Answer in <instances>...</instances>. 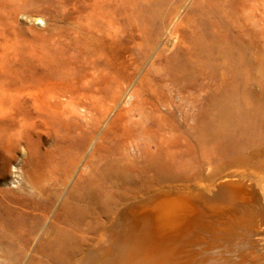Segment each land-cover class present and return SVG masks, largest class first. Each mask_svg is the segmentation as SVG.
Wrapping results in <instances>:
<instances>
[{
    "label": "rangeland",
    "instance_id": "1",
    "mask_svg": "<svg viewBox=\"0 0 264 264\" xmlns=\"http://www.w3.org/2000/svg\"><path fill=\"white\" fill-rule=\"evenodd\" d=\"M0 89H62L76 112L2 101L0 264L114 261L188 196L227 217L220 264H264V0H0Z\"/></svg>",
    "mask_w": 264,
    "mask_h": 264
},
{
    "label": "bare ground",
    "instance_id": "2",
    "mask_svg": "<svg viewBox=\"0 0 264 264\" xmlns=\"http://www.w3.org/2000/svg\"><path fill=\"white\" fill-rule=\"evenodd\" d=\"M38 23H40V22H38ZM85 37L87 39L86 40L87 45L83 48V55H86L89 53L93 54V47L95 46V43L98 40L97 38H95L96 37L95 32H93L92 30L88 31V32H86ZM88 57L90 59V63L93 62L91 56H88ZM93 74H95V72L91 71V75H93ZM2 101L7 103V104H10V105H27L29 102L35 103L37 101L38 102L42 101V106H46L49 109V111L59 119L68 118L72 114H76L75 106L71 102V98H69V97L67 98L66 92L63 91L62 89H54L48 93L46 92V93H42V94H38L36 92H32L29 90L21 91V90L0 89V105L2 104ZM229 182H230V180H229ZM222 186L223 187H221V188L224 189V190H222L223 193L227 192V190H226L227 188H225L224 185H222ZM209 187H210V185H209ZM242 187L243 186H241V188ZM217 188H219V187L217 186ZM217 188H216V190H217ZM225 194H227V193H225ZM234 194L235 193L230 192V193H228V197L225 195L224 196H225V198L227 197V198H231L233 200L234 197L237 195V194L236 195H234ZM239 194L242 196V199L245 201V203L240 202V203H242L240 205L242 206V208L243 207L248 208L247 206L251 205V203L248 200H246L247 198L245 199L242 192H240ZM154 195L155 194H153V196ZM183 195L184 194H182V199H183ZM218 195H219V193H218ZM148 196H149V193H148ZM163 196H161V197L164 198V197H167L168 195L164 196V197ZM157 197H156V199H157ZM178 197H181V196H178ZM185 197H187V196H185ZM191 197L188 196L187 198L190 199ZM213 197H211V198H213ZM152 198H154V197H152ZM202 198H204V197H202ZM223 198L224 197H222V200L225 201ZM147 199H146V201H147ZM188 199H185L186 201H183L185 203L178 202V201H168V202H165L164 204H161V205L158 204L159 205L158 208H156L155 210H152V212L150 211L151 213L148 212V214L143 215L144 216L143 219H140L136 223L134 222L135 221L134 220L133 223H135V224L131 223L132 226L131 227L129 226L130 231L126 230V232L128 231L126 235H124L125 232H123V233L121 232V234H123L122 242L120 245L121 246V252H120L119 256H117L115 253V255L117 256L116 257L117 259L113 255V257L115 258L114 261H108V262H103V263L102 262L101 263L100 262L94 263V261H93V263L94 264H220L222 262V259H223V258H221V256L224 254H222L221 256L219 255V252H221V251L218 250V247H217L218 252H213V250L215 249L214 246H218V245H214V244L217 243L216 241H217L218 236H216V234L219 233V231H221L219 229V227H220V225H223L221 223V220L225 219L227 217L224 216L225 218L221 219L222 216L221 217L216 216L213 213V210L215 211L214 207L212 208L213 210L211 211L213 214L210 211H207V209L211 208V206H212L211 203H210V205H207L202 200H199L198 203H200V205H201L200 207L203 208V209H201L198 207L199 209H201L200 211L203 210V212L201 214L205 215V219H206V217H208L210 220H212V223H210L209 225H206V224L202 223V220H203L202 217H204V216L197 214L198 209L196 210L197 212H194V209L190 206V204L188 205L186 203ZM191 199L193 201L194 200L197 201L195 198L193 199V197ZM191 199L189 201H192ZM219 199H220V197H219ZM135 200H137V199H135ZM158 200H159V198H158ZM152 201H153V199H152ZM220 201L221 200H219L217 202H220ZM228 201L229 200H227V202ZM147 202H145V203H147ZM192 202H189V203H192ZM145 203H143V204H145ZM223 203H225V202H222L221 206H224ZM133 204H135V203H133ZM133 204L132 205L130 204V205L134 206ZM143 204H139L140 206H138V207L143 206ZM136 205L137 204H135V206ZM149 205H150V201H149ZM131 206H129V209L131 208ZM196 206L197 205L195 204L194 207H196ZM206 207H207V209H206ZM217 207L218 206H216V210H217ZM138 209H139L138 212L141 211L140 208H138ZM241 210H243V209H241ZM124 211H125V209L123 210V212ZM123 212L121 211L120 215ZM239 212L242 213V211H239ZM239 212L237 214H239ZM135 213H137V212H135ZM198 213H200V212H198ZM210 214L213 215L212 218L209 217ZM243 214L245 215V213H243ZM123 215H125V214H122V216ZM232 216H230V217H232ZM124 218H125V216H124ZM127 218H130V217H127ZM137 218H139V217H137ZM235 218L236 217H234V216L232 217V219H235ZM126 219L124 220L125 222L127 220H130V221L133 220L132 218L127 219V220ZM205 219L203 221H205ZM219 219H221V220H219ZM232 219H230V220H232ZM140 221H141V223H140ZM127 222L130 223L129 221H127ZM122 224H123V222H122ZM229 224H230V226L232 225L231 223H229ZM226 225H228V224H226ZM118 226H119V224H118ZM234 226H235V223H234ZM129 227H128V229H129ZM122 228H124V226ZM221 232L223 233V231H221ZM221 232L219 234H221ZM231 234H232V232H231ZM118 235L119 234H117L116 237H120ZM229 235H230V232H229ZM229 235H227V236H229ZM225 237H226V235H225ZM115 239H117V238H115ZM115 239H114V242H115ZM230 239H232L231 235H230ZM230 239L228 240L229 242H230ZM110 240L112 241V239H110ZM225 241L227 242V238L225 239ZM117 244H119V240H118ZM111 247L112 246H110V248ZM127 250L129 252V254H128V256H125L124 254ZM107 251H105V252L109 253ZM109 251L111 252L112 249ZM101 254H102V251H101ZM207 254H209V255L206 257ZM109 255H110V253L108 254V256ZM225 256H223V257L227 258L226 252H225ZM101 257H107V255L106 256L101 255ZM91 259H93V258L91 257ZM226 262H228V261L226 260ZM245 263H247V262L245 261ZM81 264H84V263H81Z\"/></svg>",
    "mask_w": 264,
    "mask_h": 264
}]
</instances>
